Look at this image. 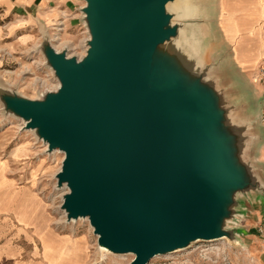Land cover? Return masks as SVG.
Masks as SVG:
<instances>
[{"label":"water","instance_id":"95a60500","mask_svg":"<svg viewBox=\"0 0 264 264\" xmlns=\"http://www.w3.org/2000/svg\"><path fill=\"white\" fill-rule=\"evenodd\" d=\"M84 1V54L42 47L58 86L4 96L48 153L65 154L66 221L88 219L98 246L134 254L131 264L198 240L244 246L242 196L264 191L248 149L262 110L232 119L220 91L172 55L177 0Z\"/></svg>","mask_w":264,"mask_h":264},{"label":"rangeland","instance_id":"374dc122","mask_svg":"<svg viewBox=\"0 0 264 264\" xmlns=\"http://www.w3.org/2000/svg\"><path fill=\"white\" fill-rule=\"evenodd\" d=\"M78 1L85 4L84 0ZM225 1L177 0L169 4L173 24L179 31L171 41L174 43L172 55L179 56V62L184 60L185 66L206 77V81L220 91L224 103H228L225 107L231 109L232 119L251 123L253 119L248 118H253L251 115L256 110L251 102L252 92L243 79L236 78L232 65L234 47L224 38ZM62 10L56 7L54 16L48 21L37 17L25 21L14 14H7L1 20L0 159L7 161L11 174L17 175L18 183L37 185L38 194L53 212L56 228L72 237H84L87 264H131L134 254H115L98 246V236L88 219L66 221L60 204L61 195L67 188L56 186V174L65 154L59 150L48 153L46 143L35 131L26 129L23 119L9 110L4 101L5 94L35 98L45 86L56 83L51 69L44 64L43 48L48 42L57 50L67 46L70 54L82 51L88 35L79 18L81 13ZM252 145L248 149L254 155L257 148H254L255 143ZM251 260L252 256L247 254L244 246L227 239H216L198 240L185 248L157 255L149 264H246Z\"/></svg>","mask_w":264,"mask_h":264},{"label":"crops","instance_id":"0c3cea01","mask_svg":"<svg viewBox=\"0 0 264 264\" xmlns=\"http://www.w3.org/2000/svg\"><path fill=\"white\" fill-rule=\"evenodd\" d=\"M81 6L78 0H0V27L7 14L48 21L56 7L80 14ZM223 7L222 28L226 42L234 47L235 76L243 79L252 92L251 102L263 112L255 159L264 181V81L253 80L264 62V0H226ZM11 173L7 161L0 159V264H87L84 237L56 228L37 185H21ZM242 201L247 214L241 221V238L252 256L246 264H264V191L242 196Z\"/></svg>","mask_w":264,"mask_h":264},{"label":"built area","instance_id":"2783aa9c","mask_svg":"<svg viewBox=\"0 0 264 264\" xmlns=\"http://www.w3.org/2000/svg\"><path fill=\"white\" fill-rule=\"evenodd\" d=\"M84 50H85V48H84V45H83L82 51L81 52H78L77 54L79 56L83 55L84 54ZM48 75H49V77H52L51 74H48ZM253 80L255 82H262V81H264V62L262 64H260L259 67L254 71V73H253ZM57 86H58V81H56V83H54L52 86L51 85L45 86L44 89H46V88L53 89V88H56Z\"/></svg>","mask_w":264,"mask_h":264},{"label":"bare ground","instance_id":"6f19581e","mask_svg":"<svg viewBox=\"0 0 264 264\" xmlns=\"http://www.w3.org/2000/svg\"><path fill=\"white\" fill-rule=\"evenodd\" d=\"M103 251L109 252V250L105 246H100Z\"/></svg>","mask_w":264,"mask_h":264}]
</instances>
